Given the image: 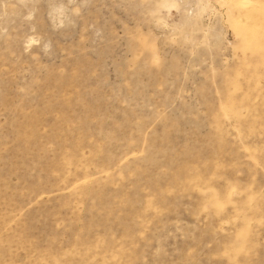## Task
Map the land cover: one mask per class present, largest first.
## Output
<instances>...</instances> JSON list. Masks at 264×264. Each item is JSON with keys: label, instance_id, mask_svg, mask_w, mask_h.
I'll list each match as a JSON object with an SVG mask.
<instances>
[{"label": "rangeland", "instance_id": "rangeland-1", "mask_svg": "<svg viewBox=\"0 0 264 264\" xmlns=\"http://www.w3.org/2000/svg\"><path fill=\"white\" fill-rule=\"evenodd\" d=\"M263 17L0 0V264H264Z\"/></svg>", "mask_w": 264, "mask_h": 264}, {"label": "bare ground", "instance_id": "bare-ground-1", "mask_svg": "<svg viewBox=\"0 0 264 264\" xmlns=\"http://www.w3.org/2000/svg\"><path fill=\"white\" fill-rule=\"evenodd\" d=\"M243 3H249L248 1H244ZM264 18V17H263ZM254 22V21H253ZM263 28V27H262ZM248 29V28H247ZM250 29V28H249ZM256 29H257V27H256ZM263 30V29H262ZM243 31H244V29H243ZM257 31H258V29H257ZM263 32V31H262Z\"/></svg>", "mask_w": 264, "mask_h": 264}]
</instances>
